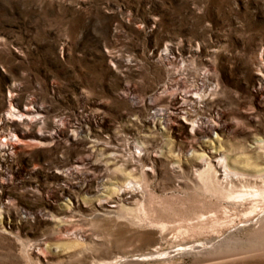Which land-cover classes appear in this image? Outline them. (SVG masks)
Instances as JSON below:
<instances>
[{
    "label": "rangeland",
    "instance_id": "obj_1",
    "mask_svg": "<svg viewBox=\"0 0 264 264\" xmlns=\"http://www.w3.org/2000/svg\"><path fill=\"white\" fill-rule=\"evenodd\" d=\"M0 264H264V0H0Z\"/></svg>",
    "mask_w": 264,
    "mask_h": 264
},
{
    "label": "bare ground",
    "instance_id": "obj_2",
    "mask_svg": "<svg viewBox=\"0 0 264 264\" xmlns=\"http://www.w3.org/2000/svg\"><path fill=\"white\" fill-rule=\"evenodd\" d=\"M12 108L9 110V112H8V114H7V119H11L12 117H14V112H12ZM18 116L19 117H23L24 116V114H18ZM182 116V115H181ZM185 119V117H184V115L182 116V119Z\"/></svg>",
    "mask_w": 264,
    "mask_h": 264
}]
</instances>
